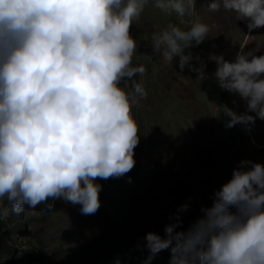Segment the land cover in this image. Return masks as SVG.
<instances>
[{"label": "clouds", "instance_id": "obj_1", "mask_svg": "<svg viewBox=\"0 0 264 264\" xmlns=\"http://www.w3.org/2000/svg\"><path fill=\"white\" fill-rule=\"evenodd\" d=\"M149 3L180 23L196 12V0H0V204L11 206H0V220L55 201L95 214L98 180L133 169L140 135L132 110L148 91L146 67L133 64L130 29ZM202 7L234 12L247 21L246 37L264 27V0ZM210 30L195 15L187 30L177 23L152 32V50L204 80L205 65L193 66L186 49ZM210 59L218 86L245 104L244 112L228 110L226 127L250 131L264 121V55L240 50L231 61ZM211 199L186 229L181 214L190 201L169 216L163 236L146 233L145 264L164 250L169 264H264V163L241 161Z\"/></svg>", "mask_w": 264, "mask_h": 264}, {"label": "rangeland", "instance_id": "obj_2", "mask_svg": "<svg viewBox=\"0 0 264 264\" xmlns=\"http://www.w3.org/2000/svg\"><path fill=\"white\" fill-rule=\"evenodd\" d=\"M206 2L196 0L195 14L182 23L149 3L130 29L137 40L133 64L146 67L148 91L132 110L140 135L133 169L98 180L102 203L95 214L82 215L79 205L55 201L51 209L25 208L0 220V264H145L146 233L163 236L169 216L190 201L181 214L186 229L202 215V206H211L214 191L241 161L264 163V121L257 119L250 131L240 124L226 127L228 110L244 112L245 104L218 86L210 59L223 55L231 61L240 50L264 55V27L246 37L247 21L223 9L210 13L202 7ZM195 15L211 30L186 52L193 54V66L205 65L204 80L188 67L181 71L178 58L165 63L150 39L170 24L187 30ZM0 206L11 207L6 200ZM170 257V250L161 251L151 264H169Z\"/></svg>", "mask_w": 264, "mask_h": 264}]
</instances>
